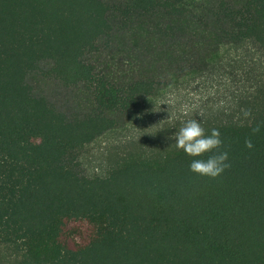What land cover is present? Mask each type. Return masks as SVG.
Returning <instances> with one entry per match:
<instances>
[{
	"label": "trees",
	"instance_id": "obj_1",
	"mask_svg": "<svg viewBox=\"0 0 264 264\" xmlns=\"http://www.w3.org/2000/svg\"><path fill=\"white\" fill-rule=\"evenodd\" d=\"M113 12L127 27L188 10L185 0H0V264H264V82L243 118L202 124L229 154L216 178L190 171L193 158L170 139L181 126L126 142L106 174L81 169L80 152L116 126L113 114L157 89L97 71ZM209 12L222 41L251 40L264 54V0H217ZM34 73L83 86L94 104L68 114L37 93Z\"/></svg>",
	"mask_w": 264,
	"mask_h": 264
},
{
	"label": "rangeland",
	"instance_id": "obj_2",
	"mask_svg": "<svg viewBox=\"0 0 264 264\" xmlns=\"http://www.w3.org/2000/svg\"><path fill=\"white\" fill-rule=\"evenodd\" d=\"M216 1L185 0L184 17L162 12L136 16L127 27L117 13L111 14L112 36L92 56L97 71L117 83L152 79L157 89L137 109L114 113L116 126L84 147L79 162L85 174H106L116 150L130 140L175 129L189 119L203 124L207 119L246 115L247 105L264 82V54L251 40L222 41L209 12ZM29 80L37 93L70 115L88 111L94 104L93 95L83 86L68 87L40 73L31 74Z\"/></svg>",
	"mask_w": 264,
	"mask_h": 264
},
{
	"label": "clouds",
	"instance_id": "obj_3",
	"mask_svg": "<svg viewBox=\"0 0 264 264\" xmlns=\"http://www.w3.org/2000/svg\"><path fill=\"white\" fill-rule=\"evenodd\" d=\"M254 131H259V128ZM170 139L174 140L176 148L193 158L189 165L193 173L216 178L230 166L228 152L218 151L223 145L219 129H212L210 134H206L201 122L189 119L176 129ZM245 145L249 149L253 148L250 139L245 141ZM206 153L213 154L204 158Z\"/></svg>",
	"mask_w": 264,
	"mask_h": 264
},
{
	"label": "built area",
	"instance_id": "obj_4",
	"mask_svg": "<svg viewBox=\"0 0 264 264\" xmlns=\"http://www.w3.org/2000/svg\"><path fill=\"white\" fill-rule=\"evenodd\" d=\"M125 139H132V136H127Z\"/></svg>",
	"mask_w": 264,
	"mask_h": 264
}]
</instances>
